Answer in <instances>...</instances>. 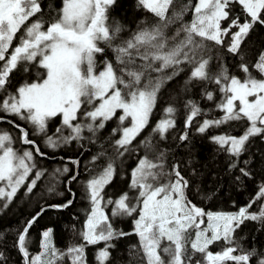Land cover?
<instances>
[{
    "label": "snow or ice",
    "instance_id": "obj_1",
    "mask_svg": "<svg viewBox=\"0 0 264 264\" xmlns=\"http://www.w3.org/2000/svg\"><path fill=\"white\" fill-rule=\"evenodd\" d=\"M116 2L61 0L46 21L38 15L44 12L41 0H0V113L4 114L0 122L11 123L20 133V143L32 146L21 152L14 147L16 141L10 132H0V200L4 201L0 210L9 206L26 183L31 193L46 171L37 169L36 156L45 157L46 153L29 138L28 128L7 117L31 125V135L43 136L44 144L53 151L74 141L96 143L98 134L113 120L117 124L111 135L119 134L112 144L115 158L109 157L84 184L91 207L79 233L81 242L58 249L49 227L41 233V251L32 254L29 231L47 210L42 209L18 231L16 247L24 264H63L65 259L68 264H88L87 248L101 243L104 247L97 250L95 260L97 264H109L114 241L130 235L138 237V246L133 247L141 264H264V252L256 247L245 249L236 238L237 229L245 221L264 225V205L258 212L250 211L257 200L264 199V184L236 212L206 211L193 202L189 193L199 192L195 183L183 174L180 163L169 168L167 150L153 143L154 136L167 140L176 128L178 109L174 104L163 109L162 117L141 141L146 151L131 171L129 191L115 198L105 193L118 175L115 159L129 153L133 141L148 128L161 90L185 67L190 72L182 92L200 85L203 99L214 101L217 92L220 95L214 107L221 115L198 122L196 132L205 134L209 129L246 122L238 136L225 131L209 140L229 157V170L239 168L241 176L251 177L246 167L250 161H243L245 167L239 165L250 140L264 138V50L252 60L245 57L242 45L257 25L264 27V0H197L194 8L189 2L171 14L174 0H136L137 6L158 22L137 26L127 38L121 37L124 29L120 24L108 23ZM234 5L240 7V13L233 11ZM189 10L192 19L183 22ZM177 22L180 27L169 37L167 30ZM22 28L23 34L13 46ZM209 42L239 57L235 71H230L219 56L215 58L216 69H212ZM106 49L111 50L114 60L104 56ZM98 56L104 58L98 61ZM33 69L34 79L10 90L15 72L29 73ZM237 71L241 75L235 74ZM209 84L216 89L209 90ZM184 107L185 130L179 136L182 143L189 141L187 129L193 127L197 117H207L211 111L192 99L185 101ZM57 117L60 124L49 135V124ZM106 155L101 151L89 163L95 165ZM70 163L79 168L78 159ZM34 170L35 176L29 181ZM69 172L65 165L56 168L53 176ZM78 175L75 172L69 183ZM192 176H196L195 168ZM49 191H55V184ZM72 203L69 199L49 207L62 210ZM120 217H133L131 232L113 226V218ZM220 242L224 246L213 251L212 246ZM5 260L0 251V264Z\"/></svg>",
    "mask_w": 264,
    "mask_h": 264
},
{
    "label": "trees",
    "instance_id": "obj_2",
    "mask_svg": "<svg viewBox=\"0 0 264 264\" xmlns=\"http://www.w3.org/2000/svg\"><path fill=\"white\" fill-rule=\"evenodd\" d=\"M189 2L194 8L197 0H174L169 14H171L173 9L179 11L185 5L189 4ZM60 4L61 0H41V6L44 12L38 15H42L43 19L47 21L54 14L55 10L59 8ZM233 11L240 13L241 10L238 5H234ZM36 18L33 17L32 20ZM191 19L192 11L189 10L185 13L183 22H190ZM32 20L28 23L30 24ZM157 22V18L151 13L137 6L136 0H117L116 4L110 9L108 20L110 25L118 23L122 26L124 30L120 35L123 38H127L131 32L136 30L137 26L143 27L145 24L151 26ZM223 23L226 26L228 22L225 21ZM179 27L180 22L171 25L167 30V35L169 37L173 36L175 30ZM23 31L24 29L22 28L21 32L17 33V39L13 41V46L18 43ZM209 47L214 58L211 65L213 70L216 69L217 65L215 58L219 56L229 66L230 71H235L234 66L238 64L239 57L231 55L227 52L226 48L216 46L212 42H209ZM261 50H264V27L257 25L250 33L245 44L242 45V51L246 58L255 60ZM104 56L114 60V55L111 50L106 49ZM98 58L103 59L104 57L98 56ZM168 71L171 70L169 69ZM189 72L190 69L185 67L184 72L165 85L161 90L148 128L133 141L129 153H126L122 158L115 159L118 175L112 184L105 189L107 197L110 193L117 195L118 193L121 194L122 192L129 191L128 184L131 171L136 166L138 160L145 155L146 151L141 141L151 133V129L162 117L163 109L169 104H174L178 109L176 117L177 126L169 134L167 140L161 141L158 136H154L153 143L158 148L167 150V166L169 168L175 163H180L183 174L195 183L199 192L195 193L190 190L189 196L193 202L203 207L206 211L236 212L240 207L247 205L256 196L259 186L264 184V138H252L249 142L248 150L240 157V167H245L243 161H250L246 167L251 171V177L241 176L239 168L229 170V157L225 153L219 152L217 146L209 140L210 136L225 131L238 136L244 131L246 122H233L230 125L222 126L218 129H209L205 134L196 132L195 127L198 122L204 118L219 117L221 115L214 107L215 103L219 101L220 95L217 92L214 101H207L202 98V87L200 85L191 87L187 92H182L183 82L187 79ZM235 74L241 75L238 71ZM35 75V69L29 73L23 71L15 72L12 76L10 90H14L25 80L34 79ZM207 88L214 91L216 86L209 84ZM189 99L197 101L202 108L211 111H209L207 117H197L193 127L187 129L190 136L189 141L182 143L179 140V136L185 130L184 121L187 114L184 103ZM0 115H3V113H0ZM10 119H14L17 124L28 128L30 132L29 138L36 141L41 152L46 153L45 157L36 156L37 169L46 171L44 176L37 182V186L33 191L31 193L27 192L26 183L17 192L9 206L6 209L0 210V234H2L0 235V251L6 257L3 264H24L22 255L16 247L18 231L22 230L27 221L42 209L47 210L43 212L36 224L29 231L31 241L29 250L32 254L41 251V233L49 227L53 229V242L58 249L65 250L69 245L81 242L79 233L83 229L87 213L91 207L90 201L85 193L84 184L95 172L100 170L101 166L106 164L109 157L115 158V150L112 144L115 139L119 138V134L116 136L111 135V130L117 124L113 120L108 122L105 129L98 134L96 143L84 140L78 144L74 141L69 147L53 151L46 147L43 136L31 135L30 126L16 120L15 117H7V120L11 121ZM58 122H60L59 117L50 122L48 129L49 135L55 131L56 128L54 126ZM0 126L1 128H6L0 130V132L8 131L13 135L16 141L14 144L16 149L22 152L26 148H32L31 145H23L20 143V133L11 123L0 122ZM81 144L83 147H81ZM101 151H105L107 155L97 161L95 165L90 164L89 161L91 158ZM72 159H78L80 161L78 169L70 163ZM65 165L70 169L68 174L56 177L51 176L53 175L51 173L52 166L63 168ZM193 168L196 169L195 177L192 176ZM77 171L79 172L77 180L69 183L71 176ZM34 176L35 170L29 176V181ZM237 176H240L239 180L236 179ZM53 184H55V191L50 192L49 188ZM72 193H75L74 197ZM130 195H132L131 192ZM69 199L73 200L69 208L57 210L49 207L53 204H63ZM3 203L4 201L0 200V205ZM263 203V199L257 200L250 211L258 212ZM113 226L125 232H131L133 229V217L113 218ZM236 238L243 248L256 247L259 251L264 252V225L260 222L245 221L237 229ZM114 243L116 247L110 250L112 257L109 264H141L139 256L137 255V249L133 247L138 246V237L136 235L125 236L118 241H114ZM223 246V242H220L213 245L212 250L219 251ZM103 247L104 244L101 243L87 248L88 264H97L95 254L98 249ZM63 264H68L67 259H65Z\"/></svg>",
    "mask_w": 264,
    "mask_h": 264
},
{
    "label": "rangeland",
    "instance_id": "obj_3",
    "mask_svg": "<svg viewBox=\"0 0 264 264\" xmlns=\"http://www.w3.org/2000/svg\"><path fill=\"white\" fill-rule=\"evenodd\" d=\"M97 59H98V61H100V60H102V59H99L98 57H97ZM4 115V114H3ZM118 115H119V113H118ZM21 122H23V121H21ZM24 123V122H23ZM60 122H58V124H59ZM58 124L57 125H55L54 127L56 128L57 126H58ZM125 124H127V121L125 122ZM27 126H30L31 127V125H27ZM2 129H6V128H4V127H2L1 128V126H0V130H2ZM49 129V128H48ZM71 145V144H70ZM70 145H65V146H62V147H60V148H58L57 150H60V149H63L64 147H69ZM52 150V149H51ZM56 151V150H55ZM56 169V166H52L51 167V173L53 174V172H54V170ZM51 176H53V175H51ZM119 195V193L117 194V195H115L114 193H110V195H108V197H112V198H115V197H117ZM264 202V201H263ZM262 205H264V203L262 204Z\"/></svg>",
    "mask_w": 264,
    "mask_h": 264
},
{
    "label": "bare ground",
    "instance_id": "obj_4",
    "mask_svg": "<svg viewBox=\"0 0 264 264\" xmlns=\"http://www.w3.org/2000/svg\"><path fill=\"white\" fill-rule=\"evenodd\" d=\"M143 21V20H142ZM11 120V119H10ZM14 120V119H13ZM109 136V135H108ZM41 137V136H40ZM99 142V141H98ZM44 151V150H43ZM43 160V159H42ZM75 167V166H74ZM24 192V191H23ZM263 201H264V199H263Z\"/></svg>",
    "mask_w": 264,
    "mask_h": 264
}]
</instances>
